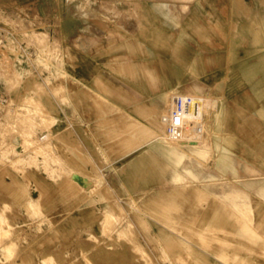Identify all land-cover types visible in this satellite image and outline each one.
<instances>
[{
	"label": "rangeland",
	"instance_id": "374dc122",
	"mask_svg": "<svg viewBox=\"0 0 264 264\" xmlns=\"http://www.w3.org/2000/svg\"><path fill=\"white\" fill-rule=\"evenodd\" d=\"M10 1L0 0V88L9 98L0 117V264H264V117L243 102L238 117L249 130L231 131L234 171L205 141L164 138L168 109L153 132L111 115L100 117L104 128L124 130L96 132L88 116L92 130L80 142L81 117L64 114L72 102L62 41L48 48L47 3L26 24ZM152 137L184 154L139 147ZM207 171L217 175L197 177Z\"/></svg>",
	"mask_w": 264,
	"mask_h": 264
},
{
	"label": "crops",
	"instance_id": "0c3cea01",
	"mask_svg": "<svg viewBox=\"0 0 264 264\" xmlns=\"http://www.w3.org/2000/svg\"><path fill=\"white\" fill-rule=\"evenodd\" d=\"M15 1L23 23L37 21L41 0ZM42 1L49 50L52 41H62L63 83L72 102L64 114L81 117L73 127L80 142L92 130L88 116H95L90 126L96 132L124 130L118 123L104 128V115L126 116L133 129L157 131L155 121L175 93L219 100L230 117L229 126L218 130L225 147L235 145L231 131L248 133L247 120L238 117L243 102L250 103L252 118L264 117V0ZM243 113L248 116L247 109ZM139 147L183 154L156 137Z\"/></svg>",
	"mask_w": 264,
	"mask_h": 264
},
{
	"label": "built area",
	"instance_id": "2783aa9c",
	"mask_svg": "<svg viewBox=\"0 0 264 264\" xmlns=\"http://www.w3.org/2000/svg\"><path fill=\"white\" fill-rule=\"evenodd\" d=\"M3 30L0 29V33ZM200 93H176L171 96L170 105L163 120L166 135L170 140L190 144L200 136L206 127V113L201 109ZM9 98L0 88V117L5 111Z\"/></svg>",
	"mask_w": 264,
	"mask_h": 264
},
{
	"label": "bare ground",
	"instance_id": "6f19581e",
	"mask_svg": "<svg viewBox=\"0 0 264 264\" xmlns=\"http://www.w3.org/2000/svg\"><path fill=\"white\" fill-rule=\"evenodd\" d=\"M194 70V69H193ZM196 70V69H195ZM195 73V72H194ZM194 87V86H193ZM201 93V92H200ZM176 94V93H175ZM174 95V94H172ZM170 95V96H172ZM212 95V94H211ZM211 95H206L204 97L201 98V109H203V112L206 113V127L203 131V133L198 136L196 139L194 140H191V143L190 144H184V143H181V142H178V144L180 145H190L192 147H198L200 145V143L202 141H205V146H210V147H213L215 148V150L217 151V156H218V160H219V163H220V167L224 166L226 168H229L231 169L232 171H234V168L233 166L231 165V162H232V155H231V148L229 147H225L224 145L222 146V142H221V139H220V134L218 133V130L219 128L227 122V125L229 126L230 124V117L228 115L227 112H224V110L220 107V104H219V100L217 98H215L214 96H211ZM32 100V99H31ZM171 100V99H170ZM211 100V102H210ZM209 101V102H208ZM169 103V102H168ZM211 107V109H210ZM160 112V111H159ZM226 113V114H225ZM166 114L163 115L162 117V121L164 123V129L165 131L163 132H166V125H165V122L163 120L164 116ZM161 117V116H160ZM31 120V119H30ZM211 122V123H210ZM20 125V124H19ZM1 126V125H0ZM35 126V125H34ZM208 128L210 129L209 130V136L208 138H205L206 137V134H207V130ZM24 129V128H23ZM9 130V129H8ZM22 130V128L20 129ZM0 131H1V127H0ZM25 131V130H24ZM23 131V132H24ZM27 132V131H26ZM28 133V132H27ZM32 134V133H31ZM45 136H48V135H45ZM44 136V138H45ZM167 135L162 136L164 138H166ZM26 137V136H25ZM161 137V136H159ZM43 138V139H44ZM47 138V137H46ZM167 139V138H166ZM165 139V140H166ZM169 139V138H168ZM167 139V140H168ZM206 139V140H205ZM164 140V143L166 142ZM170 141V140H169ZM47 142V141H46ZM167 143H169L170 147H175V142L173 143H170L167 141ZM166 143V145H167ZM231 144H234L232 141L230 142ZM25 144L27 145V142H25ZM31 144V143H30ZM44 144V143H43ZM34 145V144H33ZM168 146V145H167ZM43 147V146H42ZM28 148V147H27ZM41 148V147H40ZM30 149V148H29ZM43 149V148H42ZM47 149V148H46ZM35 150V149H34ZM35 152V151H34ZM42 153V152H41ZM181 153V152H180ZM184 154V153H183ZM182 154V155H183ZM217 174H214L213 172H210V171H207L206 174L204 176H197L199 179H204V178H208V177H213ZM72 177L74 178V180L78 181L80 184H82L83 186H86L88 184V181H89V178L86 177L85 175L81 174V173H78V172H73L72 173ZM228 180V179H226ZM225 180V181H226ZM202 182V181H201ZM207 183L209 181H206ZM229 182V181H228ZM231 183V182H229ZM245 183V182H244ZM247 183V182H246ZM201 184V183H200ZM117 223V222H116ZM111 229V228H110ZM1 245V244H0Z\"/></svg>",
	"mask_w": 264,
	"mask_h": 264
}]
</instances>
